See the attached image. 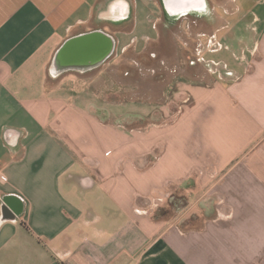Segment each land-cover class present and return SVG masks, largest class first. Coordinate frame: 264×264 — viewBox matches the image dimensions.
I'll list each match as a JSON object with an SVG mask.
<instances>
[{"label":"crops","instance_id":"obj_1","mask_svg":"<svg viewBox=\"0 0 264 264\" xmlns=\"http://www.w3.org/2000/svg\"><path fill=\"white\" fill-rule=\"evenodd\" d=\"M202 22L206 81L96 92L116 51ZM94 31L113 54L54 72ZM0 264H264V0H0Z\"/></svg>","mask_w":264,"mask_h":264},{"label":"rangeland","instance_id":"obj_2","mask_svg":"<svg viewBox=\"0 0 264 264\" xmlns=\"http://www.w3.org/2000/svg\"><path fill=\"white\" fill-rule=\"evenodd\" d=\"M222 1L212 0V8ZM204 24H186L183 29L182 25L178 24L168 31L165 24H159L160 38L148 45L144 51H136L134 44L124 54L116 51L109 64L104 67L106 71L96 81V92L111 97L112 101H139L151 104L152 101L158 100L161 105L167 104L168 96L172 98L181 93L177 84L184 81V78H204L206 81L209 72L200 64L196 52L200 44L199 34L210 29V26ZM132 27L133 25L127 28ZM148 122L149 120L144 119L131 123L128 127L144 126ZM172 202L180 205L176 199ZM167 204L159 207L155 213L159 220L171 219L176 215L178 210L174 209V204H171V207Z\"/></svg>","mask_w":264,"mask_h":264},{"label":"water","instance_id":"obj_3","mask_svg":"<svg viewBox=\"0 0 264 264\" xmlns=\"http://www.w3.org/2000/svg\"><path fill=\"white\" fill-rule=\"evenodd\" d=\"M114 39L94 31L69 41L54 61V72L66 68L87 70L104 63L114 51ZM73 52V53H71Z\"/></svg>","mask_w":264,"mask_h":264},{"label":"trees","instance_id":"obj_4","mask_svg":"<svg viewBox=\"0 0 264 264\" xmlns=\"http://www.w3.org/2000/svg\"><path fill=\"white\" fill-rule=\"evenodd\" d=\"M156 216H157V215H156ZM156 216H155V218L158 219Z\"/></svg>","mask_w":264,"mask_h":264}]
</instances>
